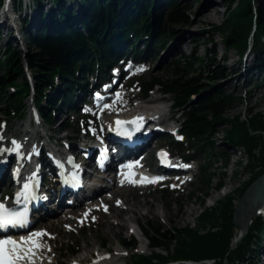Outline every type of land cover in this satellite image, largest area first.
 I'll use <instances>...</instances> for the list:
<instances>
[{"label": "trees", "instance_id": "16d2710c", "mask_svg": "<svg viewBox=\"0 0 264 264\" xmlns=\"http://www.w3.org/2000/svg\"><path fill=\"white\" fill-rule=\"evenodd\" d=\"M45 0H33L43 7ZM53 8L47 13L50 23H44L37 33L28 37L27 63L36 85V104L47 122L54 121V113L61 102L68 105L67 96L75 92L85 72L96 65L102 67L115 62L111 51L121 48L125 42L132 48L146 38L151 55L159 58L168 40H176L180 31L176 27L186 25V10L180 0H164L160 9L161 20L153 19L155 0H79L80 28L66 26L76 15L68 9L66 0H46ZM226 8V19L214 29L223 37L228 52L236 51L240 57L253 41L256 65L264 71V0H221ZM19 5L22 6L21 1ZM44 16V15H43ZM25 28L29 21L23 20ZM135 39V42L133 40ZM1 44V39H0ZM190 55L180 52L166 67V77H151L138 86L145 97L155 91L171 99L176 115L181 116L180 128L185 141L169 140L170 145L184 155L203 153L207 160L221 159L224 169L229 156L216 146L215 134L219 126L227 125L223 137L225 147H237L248 154L246 168L252 173L250 180L233 193L220 199L212 208H205L196 227L165 230L151 221L141 225L151 247L145 255H135V264H168L215 261L217 264H253V253L259 247V232L264 226L256 218L247 235L232 249L237 235L234 223L235 202L264 174V116L250 112V116L226 117L228 108L237 98L215 86L228 78L227 69L217 62L216 50L204 42L205 56L200 57L202 42L192 40ZM22 52L10 43L3 48L0 59V108L7 118L20 121L27 114L26 99L31 87L25 70ZM134 55L140 56L136 49ZM57 86H62L60 98H51ZM214 89V90H213ZM60 103V104H61ZM46 104V106H45ZM64 105V106H65ZM66 107V106H65ZM65 124L64 128H67ZM188 148L189 150H185ZM219 149V151H217ZM258 149V154L256 153ZM188 153V154H187ZM203 167L202 186L204 206L208 198L212 177L208 174L212 164ZM240 166L244 162L239 163ZM222 186L221 182L218 188ZM167 195L168 190H163ZM73 243V242H72ZM123 247L134 250L137 241H122ZM106 246V243H103ZM76 247H79L78 243ZM67 255L78 253L75 247L63 250Z\"/></svg>", "mask_w": 264, "mask_h": 264}, {"label": "rangeland", "instance_id": "374dc122", "mask_svg": "<svg viewBox=\"0 0 264 264\" xmlns=\"http://www.w3.org/2000/svg\"><path fill=\"white\" fill-rule=\"evenodd\" d=\"M213 1L217 4V9L208 10L207 6H204V3H206L207 0L206 2L205 0H180V7H183L182 9L186 10L188 23L176 27V30L180 31V36L176 40H168L166 49L164 48L161 56L157 60L154 61L151 57L146 58V60H149L146 65L138 67L124 78V81L128 82V85L125 86V90L128 93V98L131 100L130 104L135 106L137 104H143L140 100L142 98V93L137 90V84L143 83L144 80L151 77H166V67L168 64L172 60L178 58L180 52L185 55H190L192 40L198 39L203 45L199 52V56H205L204 42L208 41V48L216 50L217 62L220 66H224L227 69L228 78L220 81L214 88H219L227 94H233L237 98V101L228 108L226 117L238 115L250 116L251 111L255 113L260 112L264 116V71L255 63L256 53L254 50L246 53V55L244 54L245 57H240L234 50L224 54L223 37L215 31L214 26L220 25L225 21L227 12L224 3L221 0ZM163 2L164 0H155V6L153 9L154 21L158 19L163 22L164 16H160V9L163 6ZM77 5L79 6V0H66L67 8L75 12L76 15L71 22L60 24L59 28L61 30H64V27L69 25L80 28V19L82 16L79 14ZM52 8V3L45 0L43 7L39 5L37 6V9L32 6L30 7V16L25 17V13L22 15L20 14L19 16L17 15L22 18V21L28 20L29 27L23 31L22 21L21 25L16 21L15 26L18 30H16V38L10 34L6 35L4 30L0 33V59L3 48L10 41L13 46H17L20 51L24 48L25 51L28 52V37L31 36L32 33H37L30 19H33V17L36 16L33 22H38L39 29L42 27L41 19L44 23H48V25L52 24L49 23L47 19V13L52 10ZM205 14L206 17L210 19L203 21L202 19ZM11 38L17 39L20 44H17L16 40H11ZM177 40V47L174 50L173 55H170L165 61H163L167 49L175 44V41ZM145 46L144 41L139 44L140 49H143ZM21 54L23 55V58L27 57L24 52ZM245 65L249 68L246 71H244ZM30 82L32 85H35L33 79H31ZM122 85L123 82L121 86ZM61 88L62 86H57L55 88L56 91L54 93L51 92V96H57V92L61 90ZM153 97L164 100L168 107L172 105L171 99L168 96L164 97L160 95L159 92H156L150 99ZM25 102L28 106H32L33 100L28 98ZM83 113V110H81L78 115L75 113H68L67 110L60 113L59 118L56 120L57 123L54 127L55 130L60 128L63 123L70 126V130L64 134L56 132V136L59 138L61 135H69V143L74 144L78 140V137L81 138L85 135V132H87L86 126H89L91 132L93 129L100 131V114L92 113L89 117H86ZM168 114L176 119L180 116L174 115L173 112H168ZM27 116L29 117V115ZM27 116L25 117L24 122L14 121L11 118H7L0 108V137L3 140L22 139V136H19V138L16 139L17 137L15 134H21L23 129L20 126L28 123L29 118ZM160 126H165V123H162ZM227 128V125H221L218 127L215 134L216 146L229 156V163L225 169L221 159L214 158L210 162L207 160L206 155L201 153L198 155L197 165L193 170V175L196 177L191 184L182 186L180 183H170L159 188H149L145 190L123 189L122 195L112 202L113 207L110 206L112 208L110 211L111 215H108L106 208H98L95 209L91 215L85 217L84 212H82L83 210H81L78 214L77 212L73 213L77 214L73 219L66 217L62 222L50 226L48 228L50 233H48V236L43 243L48 247L46 248L44 245V253L47 254L48 250L50 251L47 255L51 258L52 264H73L74 261L80 260L81 257H84L91 252H94V256L92 255V257L89 255V258L83 261L84 264H133L134 254H144L150 251L147 239H142L143 243L138 245V249L134 253L125 250L121 245L122 241L129 240L134 236L133 232L136 237L141 240L138 227L143 232L141 229L143 223L146 224L151 221L152 223L162 226L165 230H170L172 228L182 229L187 226L195 228L198 218L205 208L214 207L220 199L233 193L237 188L245 185L252 177V173L246 168L248 154L243 149L227 148L223 144V137L225 136ZM26 130L28 132L31 131L29 126ZM64 143L68 144L67 142ZM164 144L163 147L169 149L173 154L179 153L172 149L168 142H165ZM219 149L217 151H219ZM256 153L258 154V149ZM155 156L156 150L152 149V153L147 157L145 163V166L150 167L153 172H156L157 169ZM241 161L244 162L243 166L239 165ZM209 163L212 164V167L208 172L212 177V182L208 198L206 199L204 206H202L201 199L203 198V186L201 182V168L209 167ZM220 182L222 188L218 191L216 188ZM163 189H169L170 193L163 195ZM123 199L128 202V205L123 204ZM2 200L6 201L5 196L2 197ZM253 201V197L248 200H243V197L237 198V201L235 202L236 217H244L251 204H253ZM121 206L124 208L127 207L128 209L133 208V213H123L124 211L122 210L114 209L118 207L120 208ZM113 211L119 212L120 219H113L112 222H114V225L109 229L107 221H109L108 218L112 217ZM62 215H64V213H62ZM130 218H133V223L131 224L129 221ZM123 220L129 221L128 227H121ZM117 223L119 225H116ZM42 227L43 226L40 225L39 230L45 232L46 229H43ZM259 233V238L262 241L264 236V226ZM71 241H73L74 244L78 243L79 245L76 249L78 250V253L75 256L67 255V253L63 251L64 248L72 246V243H70ZM103 243H106V246H104ZM142 244L144 245L143 247L141 246ZM75 246L76 245H73V247ZM100 260L103 261L100 262ZM211 264H213V262Z\"/></svg>", "mask_w": 264, "mask_h": 264}, {"label": "bare ground", "instance_id": "6f19581e", "mask_svg": "<svg viewBox=\"0 0 264 264\" xmlns=\"http://www.w3.org/2000/svg\"><path fill=\"white\" fill-rule=\"evenodd\" d=\"M205 2H206V0H205ZM204 6H207L208 10L209 9L213 10L215 8L217 9V7L214 5L213 0H207V2L204 3ZM12 16H13L12 6L7 0L6 4L2 7L1 13H0V32H2L4 30L6 32V35L10 34V35L15 37V36H17L15 34L18 30L16 29V26L14 24L15 18ZM35 17H33L32 22H33ZM209 19L210 18H207L206 14H205L202 20L206 21ZM33 25H34L35 30L38 29L39 24L37 21H34ZM11 40H16L17 44H20V42L17 39L11 38ZM177 43H178V40L175 41V44H173L171 47H169L167 49V51L164 55L163 61H165L170 55H173L174 50L177 47ZM165 49H166V47H165ZM134 68H132V69H134ZM248 69H249L248 66L245 65L244 71H246ZM111 76H112V73L107 74V79H109ZM124 76H125V73L122 72V73L118 74L117 78L121 79ZM86 81H87V84L92 86V89L97 88L98 84L100 83V81L96 78L94 73L89 75L88 78L86 79ZM118 86H119V83H117L113 87V89H115L114 90L115 93L113 95H111L102 104V105L106 106V109L100 108V110H99L101 113L100 124L102 126H104V127L108 126L109 123L116 118L117 114H119L123 110H126L127 112H133L134 114L136 113V114H140V115L141 114L147 115L152 120L151 121L152 124H156V123L161 124V123L169 121L171 119V116L168 114L166 107L163 104L164 101L157 98V97H153L152 99H150L146 103L137 104L136 106L129 108L131 100L128 98V93L126 92L124 87L121 89H118ZM63 112H64L63 110L59 109V115H60V113H63ZM57 118L58 117H56L55 119H57ZM33 125H35L36 127H33ZM28 126L31 130L29 132L26 130V128H28ZM55 126H56L55 121H52V124H51V123L47 122L44 118L38 117L36 115V113L33 111L32 115H31V119L29 120V122L20 126L23 129V131L21 133L23 138L19 139V140L7 139V141L9 142V145L11 147H13V149H15V146L13 145V141H15L17 144L20 145L18 151H20L25 156V158H27V160L29 162L38 163V162H41V159L44 158V152H51L52 150H54L53 146H56L57 143H59L60 141L66 140V139H68V140L70 139L69 135H67V136L61 135L58 138L56 136V132L59 133L60 128L55 130V128H54ZM20 127H18V128H20ZM29 135L31 136V141L33 144L29 143L30 141H28ZM7 141L3 140V142H7ZM77 146L79 147L78 143L75 142L74 144L71 145V149L75 150L78 148ZM78 150H79V148H78ZM148 150H150V148H148L146 151L145 150H142V151L147 152ZM15 160H16L15 156H13L12 161H15ZM141 163H143V165L145 167L146 158H142ZM38 169H39L38 172L41 171L40 174L43 175L45 173V172H43V169H41L40 167H38ZM102 177H105L104 174L102 175ZM100 184L101 185L98 186V189H96L98 192L94 197H91L90 199L86 200L83 204H79L76 207H70V209L68 211L62 210L63 209L62 205L69 198L63 199V198H60L59 196L54 197L50 188H46V190L43 191V196L47 201V209L48 210H46V211L49 212L51 210L52 214L46 218H41V213L36 214L35 223L42 225L43 226L42 228L46 229L45 232L42 231L43 233H48L49 232L48 228L50 226L56 225V224L62 222V220H64L66 217L73 219L74 216L77 215L78 212L81 210H83L82 212H84L85 217L89 216L93 211H95V209H98V208H107L108 215H111L110 211L112 210V208L110 206H112V202L117 197H120L122 195L124 188L119 186L117 183V180H115V179L103 180V181H100ZM122 202L124 205H126V204L128 205V202L126 200L123 199ZM59 203H63V204L61 206H57V204H59ZM114 209L122 210V211H124L123 213H133V210H132L133 208L128 209L127 207L124 208L123 206H121L120 208L118 207V208H114ZM63 212H64V215H62ZM74 212H77V214H73ZM113 219H117V220L120 219L119 212L113 211L112 217L108 218L109 221H107V224H108L109 229H111V226L114 225V222H112ZM243 219H244V217L240 216V220L243 221ZM129 221H130V224L133 223V218H130ZM129 221L123 220L121 223V227L122 228L128 227ZM116 225H119V224L117 223ZM38 232H41V230ZM32 233H34V232H30L24 238L30 236ZM46 237H47V235L41 237L39 240L41 247L36 253V258H35L34 264H52L51 258L49 257V255H47L48 253H50V251L47 249L48 253L47 254L44 253L46 244H44L43 242L46 240ZM141 246L143 247L144 245L142 244ZM46 248H48V247L46 246ZM93 253L94 252L88 253L86 256L81 257L80 260L74 261L73 264H78V263L83 262L84 260H87V258H89V255L92 256ZM261 263L264 264V253L261 255ZM21 264H27V262L23 261V262H21Z\"/></svg>", "mask_w": 264, "mask_h": 264}, {"label": "snow or ice", "instance_id": "6c2138e0", "mask_svg": "<svg viewBox=\"0 0 264 264\" xmlns=\"http://www.w3.org/2000/svg\"><path fill=\"white\" fill-rule=\"evenodd\" d=\"M143 117H137L133 121H120L117 120L115 123L117 126L122 127L126 124H135L137 129L142 126ZM13 145L17 152L20 145L13 141ZM167 154L161 153V159L166 160ZM129 168L132 166L129 165ZM129 182H134L131 179V174L128 175ZM141 182L156 183L157 180H149L143 177ZM30 184L24 185V192L19 193L16 202H20V198L23 197L27 200ZM26 212H18L10 210L3 203H0V229H7L9 227H24L26 226ZM47 235V233L34 232L26 238H22L21 241L17 242L12 239H0V264H21L26 261L27 264H34L36 253L40 249L39 240L41 237Z\"/></svg>", "mask_w": 264, "mask_h": 264}, {"label": "water", "instance_id": "95a60500", "mask_svg": "<svg viewBox=\"0 0 264 264\" xmlns=\"http://www.w3.org/2000/svg\"><path fill=\"white\" fill-rule=\"evenodd\" d=\"M253 197L254 201L252 202L250 208L247 210L244 220L241 221L240 217H236V213L234 215V223L237 227L240 228L241 234L237 240H235L232 245V249L237 246V243L241 241V239L246 235L249 224L251 220L256 216L257 212L263 208L264 205V174L256 180L246 191L243 196V200H248ZM242 214V213H241Z\"/></svg>", "mask_w": 264, "mask_h": 264}]
</instances>
